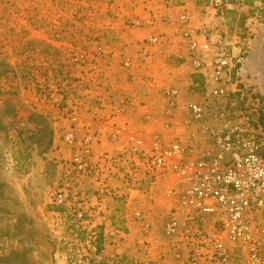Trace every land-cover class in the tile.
Masks as SVG:
<instances>
[{
  "label": "rangeland",
  "instance_id": "1",
  "mask_svg": "<svg viewBox=\"0 0 264 264\" xmlns=\"http://www.w3.org/2000/svg\"><path fill=\"white\" fill-rule=\"evenodd\" d=\"M95 5L98 11H109L117 3L0 0V264L187 263L186 257L174 260L173 247L179 242L162 231L175 199L162 205L163 222L149 220L143 196L127 205L125 186L110 194L111 205L100 208L95 178L76 175L67 166L72 148L62 135L71 127L72 115L101 121L97 110L107 101L96 88V77L107 66L103 45L96 44L117 39L103 28L123 24L116 16L95 17ZM136 20L124 22L139 27ZM259 41L233 55L239 87L258 100L257 120L264 101V40ZM124 61L112 69L122 80L128 71ZM170 180L162 174L156 181L169 185ZM139 187L147 191L149 183ZM59 190L66 192L67 204L54 202ZM81 199L87 208L77 219L75 203ZM135 207L146 215L147 231L129 216ZM211 226L206 222L207 229ZM90 236L95 237V253L89 248ZM201 264L216 263L208 259Z\"/></svg>",
  "mask_w": 264,
  "mask_h": 264
},
{
  "label": "built area",
  "instance_id": "2",
  "mask_svg": "<svg viewBox=\"0 0 264 264\" xmlns=\"http://www.w3.org/2000/svg\"><path fill=\"white\" fill-rule=\"evenodd\" d=\"M197 1L217 10L240 4V0ZM179 20L187 23L189 17L182 13ZM262 25L264 28V22ZM183 38L189 66L202 78L191 80L184 91L173 85L164 87L161 105L146 110L136 125L111 123L103 135V151L96 144L100 134H77L80 116L73 114L71 127L62 135L72 148L67 166L76 175L95 178L99 206L116 192L108 185L111 176L124 175L128 205L141 196L150 203L153 192L136 184L148 179L151 187L167 174L171 180L160 187V201L163 205L175 199V205L167 212L162 231L179 242L173 247L174 257H182L185 250L184 264L206 263L208 259H215L216 264H264V131L254 117L258 100L239 87L227 43L214 39L205 26L184 30ZM148 40L156 42L153 37ZM123 65L131 68L128 59ZM196 93L198 98L190 97ZM181 97L187 99L184 107L180 106ZM134 104V98L122 97L116 111L123 114ZM180 109L186 112L181 120L177 117ZM179 127L186 131L177 132ZM169 130L174 133L166 142L162 131ZM117 144L123 146L115 153L111 149ZM69 173L64 172V179ZM54 202L67 204L66 192L59 190ZM75 208V217L81 219L86 201L77 200ZM129 216L148 230L149 221L139 207ZM206 222L212 223L210 229ZM89 238V248L95 253V237Z\"/></svg>",
  "mask_w": 264,
  "mask_h": 264
},
{
  "label": "crops",
  "instance_id": "3",
  "mask_svg": "<svg viewBox=\"0 0 264 264\" xmlns=\"http://www.w3.org/2000/svg\"><path fill=\"white\" fill-rule=\"evenodd\" d=\"M113 2L117 5L112 10L98 11L95 5L93 11L95 17L100 15L106 18L109 15L112 18L116 16L118 19H123L121 26L108 21L111 24L103 28L105 34L114 35L117 39L105 38L104 42L96 44L103 45V55L106 54L105 64H107V66L104 64L106 72L102 73L101 77H96V80L100 82V86L96 87L100 91L98 93L100 97L103 96L107 100L102 105L103 109L97 110L101 113L99 114L102 120L98 121V117L93 116L95 120L80 119L76 126V132L79 135L87 131L100 134V143L96 144L101 151L105 148L103 135L111 123L136 125L141 121L146 110L153 111L161 105L163 99L160 97V92L164 87L173 85L184 91L191 80L202 78L200 72H193L189 66L187 43L183 38L184 30L197 31L198 28L205 26L214 39L227 43L232 56L243 45H255L260 42V39L264 40L262 29L264 0H240V4L222 10L214 9L197 0H113ZM182 13L188 15L187 23L179 20ZM133 18L139 19L141 23L139 27L125 24L124 21L129 23ZM150 37L155 38L156 42L149 43ZM125 59L131 62V68L122 80L112 69L115 68V63ZM122 97L134 98L135 104L125 113L120 114L117 113L116 107L118 100ZM190 97L198 98V94ZM186 100L185 97H181L180 106L184 107ZM185 114L184 109H180L177 117L181 120ZM176 131L185 132L186 129L179 127ZM173 133L172 130L162 131L164 140L169 142ZM121 145L117 144L115 149L111 150L117 153ZM123 176L119 174L109 178L108 185L116 191L113 194H116L121 187L124 189ZM144 184L147 186L148 182L142 180L138 186ZM158 184L159 182H156L148 187L153 192L154 199L150 204L146 203L145 212L152 223L163 222L164 219L162 216L165 208L160 201L162 194L160 187L163 185ZM106 204L111 205V202L103 201L100 208ZM97 210L98 207L95 211ZM127 236L130 235L127 234ZM136 238L139 240V237ZM182 257H185L184 251ZM174 260H176L175 257Z\"/></svg>",
  "mask_w": 264,
  "mask_h": 264
},
{
  "label": "trees",
  "instance_id": "4",
  "mask_svg": "<svg viewBox=\"0 0 264 264\" xmlns=\"http://www.w3.org/2000/svg\"><path fill=\"white\" fill-rule=\"evenodd\" d=\"M263 20H264V16H263ZM259 117H258V121L262 127V130L264 131V101L262 100L260 108H259ZM262 153L264 154V149L262 150Z\"/></svg>",
  "mask_w": 264,
  "mask_h": 264
}]
</instances>
